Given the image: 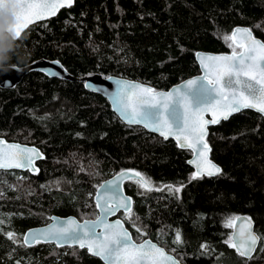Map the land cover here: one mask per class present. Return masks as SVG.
Segmentation results:
<instances>
[{
  "label": "trees",
  "instance_id": "16d2710c",
  "mask_svg": "<svg viewBox=\"0 0 264 264\" xmlns=\"http://www.w3.org/2000/svg\"><path fill=\"white\" fill-rule=\"evenodd\" d=\"M236 26L264 40V0H75L25 30L18 49L8 53L10 63L18 64L17 55L27 57L18 66L59 60L78 79L30 71L15 87L0 86V137L35 145L45 155L38 174L0 170V264H104L86 248L21 246L6 233L22 237L53 214L97 217V188L125 169L154 187L183 186L173 194L125 182L133 220L119 216L136 240L151 238L185 264H264L259 246L246 259L225 243L232 234L226 220L241 214L264 235V116L244 110L211 126L207 140L222 172L193 180L189 149L125 123L81 80L99 73L169 89L200 72L197 51H232L225 36ZM176 232L183 243H174Z\"/></svg>",
  "mask_w": 264,
  "mask_h": 264
},
{
  "label": "snow or ice",
  "instance_id": "6c2138e0",
  "mask_svg": "<svg viewBox=\"0 0 264 264\" xmlns=\"http://www.w3.org/2000/svg\"><path fill=\"white\" fill-rule=\"evenodd\" d=\"M11 3L16 18L14 35L18 40L31 25L56 16L61 9L71 8L75 0H11ZM225 40L232 47L230 55L200 57L206 70L203 79L207 84L199 89L196 88L200 83L198 80H189L185 86L187 91L178 88L167 93L139 83L116 81L118 88L113 94L116 111L129 124L143 123L145 128H151L165 139L174 137L179 147L194 153V158L189 161L194 167L193 180L217 176L222 172L210 159L209 125L219 124L222 119L227 120L242 109H252L264 115V42L257 40L248 28H236L225 36ZM54 63L59 64V61ZM45 71L48 75H59L54 70ZM42 158V153L34 147L9 143L0 138V170L24 169L38 174L35 162ZM125 180H132L146 191L167 188L169 192L178 194L183 188L182 185L154 187L151 180L138 171H121L113 180L99 185L103 192L98 191L95 196V206L99 209L95 220L80 223L71 218L61 222L50 217L53 222L45 228L32 230L22 237H17L12 231L6 235L13 243L27 247L55 243L57 246L86 248L104 264H180L164 247L148 240L133 242L124 226L125 221L109 222L108 217L121 210L127 221L133 220L131 198L120 192V185ZM4 224L5 218L0 217V227ZM225 227L233 230L225 243L240 257L252 259L258 246L264 250V245H261L264 235L253 230L251 218L229 217ZM136 231L140 233L141 229L137 227ZM174 243H183L179 232L175 234ZM207 247L202 245V248Z\"/></svg>",
  "mask_w": 264,
  "mask_h": 264
},
{
  "label": "water",
  "instance_id": "95a60500",
  "mask_svg": "<svg viewBox=\"0 0 264 264\" xmlns=\"http://www.w3.org/2000/svg\"><path fill=\"white\" fill-rule=\"evenodd\" d=\"M7 2V0H0V5H3ZM55 17V16H54ZM52 18V17H51ZM50 19V18H49ZM47 20V19H46ZM40 22V21H39ZM16 24V23H15ZM15 24L12 25L9 29L10 32H14L15 30ZM236 28H248L250 29L248 26H236L234 27V29L232 30V32L236 29ZM251 30V29H250ZM252 31V30H251ZM253 33V36L261 41V42H264V40H262L261 38L257 37L254 32L252 31ZM242 51V50H240ZM232 53L231 52H211V51H197L196 53V60L199 64V68H200V72L193 75V76H190L182 81H180L179 83H176L174 84L173 86H171L169 89H155L154 86H152L151 84L149 83H145V82H142L140 80H137V79H131V78H126V77H121V76H116V75H109V76H104L102 74H99V73H95V74H90V75H87V76H84L83 78H81V80L84 82V85L86 87V85H89V87H86L88 90L90 91H93V92H96V93H99L101 95H103L104 97H106L108 99V101L110 102L111 106H112V109L113 111L122 119V121H124L125 123L129 124L126 120H124L119 112L116 111V105L114 103V96L113 94L117 91V88H118V85L116 83V81H127V82H131V83H139V84H142L144 86H147V87H152L154 88L157 92H161V93H167V92H175L176 89H180L181 91H187V89L185 88V86L187 85V82L189 80H198L200 83L196 86L197 89H199V87L201 85H204V84H207V81L204 80V76L206 74V70L204 69V67L202 66L201 64V61H200V57L201 56H209V55H230ZM55 61H59V60H49V59H45V58H41V59H38L34 62H32L31 64L27 65V66H18L20 70H17V69H10L8 72H0V86L3 87V88H9V87H15L21 80L22 78L27 74L29 73L30 71H40V72H43L46 74V71L45 70H54L55 72L59 73V75L57 76H52V75H48L50 77H58V78H62V79H70V80H76L78 79V77H75L74 75H72L68 70L67 68L59 61V64H56L54 63ZM96 89H99V90H96ZM244 110H252V109H242L241 111H244ZM240 111V112H241ZM252 111H255V110H252ZM256 112V111H255ZM236 113H239V112H236ZM236 113H233L231 116H233L234 114ZM230 116V117H231ZM264 116V115H263ZM229 117V118H230ZM206 118H209L210 119V116H206ZM228 118V119H229ZM227 119V120H228ZM223 121V119L221 120ZM220 121V122H221ZM132 125V124H131ZM136 125H140V126H143V123L141 124H136ZM213 126V125H209L208 127V133H209V129L210 127ZM145 128V127H144ZM146 130H148L149 132L151 133H155V134H158L160 135L158 132L156 131H153L151 128H145ZM161 136V135H160ZM0 138H3L5 140H7L5 137H0ZM168 139H172L174 140L176 143L177 141L175 140L174 137H169ZM9 143H16V144H20L22 146H27V147H34L36 149L39 150L40 153H42L43 155V158H45V155L44 153L41 151V149L35 145H32V144H27V143H21V142H17V141H10V140H7ZM208 142V140H207ZM209 144V142H208ZM178 145V143H177ZM210 145V144H209ZM179 147V146H178ZM211 147V145H210ZM181 148V147H180ZM182 149H188V148H182ZM190 150V149H189ZM210 159L217 165L221 168V166L215 162V160H213L212 156H211V152H210ZM194 158V153L192 152V155L191 157L188 159V163L190 160H192ZM42 159H37L36 162H35V167H37L39 169V166L37 165V162L39 160H42ZM189 165L194 169L193 165H191L189 163ZM222 169V168H221ZM16 170H22V171H26L24 169H16ZM125 170H132V169H125ZM125 170H122V171H125ZM136 171V170H135ZM121 171L115 173L114 175H112L111 177L105 179L101 184H104L105 182L107 181H110V180H113ZM127 180L123 181L120 185V192L124 195V196H127V197H130L131 198V201H132V208H133V205H134V199H133V196L129 193H127L126 189H125V182ZM100 184V185H101ZM100 191V192H103V189H100L99 187L97 188L96 190V193ZM96 193H95V196H96ZM95 196H94V199H95ZM98 212H99V209H98ZM120 212H123V210H121ZM120 212H117L116 214L114 215H111L108 217V220L109 222H115L117 219H120L122 221H124L120 216H119V213ZM99 215V213H98ZM97 215V216H98ZM240 217H246V218H251L249 215L247 214H241L239 215ZM51 217H55L57 218L58 221H61V222H64V221H67L68 219H71V218H75L78 222L80 223H83L85 220H95L97 217L95 218H86V219H79L76 215H66V216H62V215H57V214H53ZM53 221L50 220L49 222H47L46 224H43V225H39V226H35V227H30L29 229H27L25 231L24 234H27L28 232L32 231V230H37V229H42V228H45L48 224L52 223ZM251 222H252V225H253V230L257 233L258 231L256 230V225H255V222L254 220L251 218ZM124 226L125 228L128 229L131 237H132V240L133 242H136V243H140V242H143L145 240H148V241H151L152 243H155L157 244L158 246H161V247H164L162 246L161 244H159L158 242L154 241L153 239L151 238H146L144 240H136L133 236V233L132 231L127 227L126 223H124ZM233 232V230H232ZM55 244V243H54ZM65 246H68V245H65ZM59 247H62V246H59ZM165 248V247H164ZM166 249V248H165ZM166 251H168L166 249ZM171 255H173L174 257H176L180 264H185L183 263L175 254H173L172 252L168 251ZM104 262V261H103Z\"/></svg>",
  "mask_w": 264,
  "mask_h": 264
},
{
  "label": "clouds",
  "instance_id": "9594fccd",
  "mask_svg": "<svg viewBox=\"0 0 264 264\" xmlns=\"http://www.w3.org/2000/svg\"><path fill=\"white\" fill-rule=\"evenodd\" d=\"M11 0L3 5H0V72H8L10 69L20 70L19 63H26V56L17 55L18 64H12V55L8 53L15 52L19 45L16 44L14 32L9 29L16 23V18L13 11Z\"/></svg>",
  "mask_w": 264,
  "mask_h": 264
}]
</instances>
